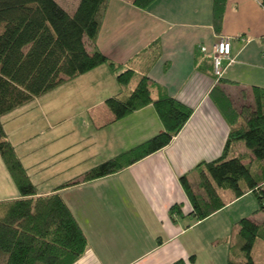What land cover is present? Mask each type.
<instances>
[{
	"label": "crops",
	"instance_id": "obj_1",
	"mask_svg": "<svg viewBox=\"0 0 264 264\" xmlns=\"http://www.w3.org/2000/svg\"><path fill=\"white\" fill-rule=\"evenodd\" d=\"M212 6L213 0H152L141 9L130 0L107 1L94 46L113 62L115 70L104 63L70 81L74 97L85 90L96 93L93 105L97 108L91 105L86 110L90 121L96 122L93 133L106 141V151L116 149L110 153L115 155L163 130L151 103L118 120H113L103 104L108 96H127L140 76L151 81L152 98L163 90L192 113L163 148L115 173L63 185L80 179V171L39 189L35 182L37 194L60 191L86 235L83 254L71 264H169L180 258L196 264L202 252L213 258L200 232L191 231L197 221L188 213L189 202L177 179L184 175L194 187L195 166L218 158L224 146L229 128L210 98L211 88L223 89L235 107L251 104V86L264 88V8L260 0H225L220 31L215 32ZM219 37L229 40L232 62L215 78L210 55ZM127 68L133 74L120 86L114 76ZM236 144L238 152L245 150L242 143ZM57 145L37 162L55 157L59 151L64 154L68 145ZM17 156L26 168L24 158ZM56 164L41 163V167L57 168ZM46 178H50L48 173ZM224 192L223 207L240 198L231 201ZM16 196V185L0 159V200ZM172 204H180L183 217L189 219L185 227L180 218L170 222L167 209ZM222 208L200 221L211 219ZM232 220L231 235L223 239L235 234V217ZM226 253L227 247L221 254L225 259Z\"/></svg>",
	"mask_w": 264,
	"mask_h": 264
},
{
	"label": "trees",
	"instance_id": "obj_2",
	"mask_svg": "<svg viewBox=\"0 0 264 264\" xmlns=\"http://www.w3.org/2000/svg\"><path fill=\"white\" fill-rule=\"evenodd\" d=\"M107 1L78 0L68 11L57 0H0V159L19 192V196L0 200V264H71L87 246L86 235L60 191L36 193L6 136L1 116L85 70L104 63L115 70L113 62L94 46ZM151 1L130 0L141 9ZM224 2L213 0L215 32L220 31ZM260 5L264 8V0ZM132 74L129 68L117 72L115 81L125 86ZM150 82L140 76L127 96L106 97L104 105L113 120H118L151 103L163 130L63 185L98 179L130 166L163 148L182 128L191 108L163 90L152 98ZM210 98L229 129L219 157L195 166L194 187L184 175L177 179L189 202L188 213L195 221L210 216L226 204L222 192L227 190L231 201L252 194L257 203L253 213H264V88L251 86V104L240 107L218 86L211 88ZM236 143H242L245 150L238 152ZM253 161L260 165L256 175L251 171ZM180 207L169 206L170 222L183 217ZM234 226V236L222 240L227 244L224 264H256L251 252L257 242L264 246V220L259 223L245 216L234 221ZM188 257L191 263L193 257ZM169 264L187 263L180 258Z\"/></svg>",
	"mask_w": 264,
	"mask_h": 264
},
{
	"label": "rangeland",
	"instance_id": "obj_3",
	"mask_svg": "<svg viewBox=\"0 0 264 264\" xmlns=\"http://www.w3.org/2000/svg\"><path fill=\"white\" fill-rule=\"evenodd\" d=\"M57 2L68 11H72L78 0H57ZM71 80L73 79L66 80L68 82L64 81L43 94L32 97L31 100L1 116L6 136L16 149L15 152L17 151L19 156L24 158L28 174L34 185L36 182L38 189L49 181L57 182L61 177H69L97 165L113 155L110 153L116 151L115 148L112 152L106 151V141L93 133L92 125L96 122L90 121L86 109L95 103L96 93L85 90L74 97L73 94L76 91L73 89ZM95 90L99 89L95 88ZM91 93L94 94L90 95ZM96 106L98 105H93V108H97ZM75 139L78 141L74 143ZM58 143L68 145L64 154L59 151L55 157L53 155L50 159L37 162ZM51 161H57V168H52V165H49L47 169L41 167V163L46 165ZM65 166L68 168L66 169ZM259 167L260 165L253 161L251 163L252 173L256 175ZM56 171L57 174L54 173ZM47 173L50 178L45 180L43 177L47 176ZM224 193L230 194L228 190ZM256 207V200L252 194L247 193L244 197L228 203L211 219L197 221L191 231L200 232L206 250L213 253V260L202 252L196 264H224L225 256L221 254L227 247L228 239L226 242L221 240L231 235L232 218L235 217L237 220L246 216L261 223L264 220V213L261 211L253 213ZM180 220L183 227L190 223L187 217L180 218ZM187 236H189L188 233L183 237L187 238ZM251 254L256 264H264L263 245L257 242Z\"/></svg>",
	"mask_w": 264,
	"mask_h": 264
},
{
	"label": "built area",
	"instance_id": "obj_4",
	"mask_svg": "<svg viewBox=\"0 0 264 264\" xmlns=\"http://www.w3.org/2000/svg\"><path fill=\"white\" fill-rule=\"evenodd\" d=\"M201 50L204 51L205 47H202ZM210 56L212 75L213 77L218 78L222 73L224 65L232 62V57L230 55V44L227 37H219L217 39Z\"/></svg>",
	"mask_w": 264,
	"mask_h": 264
}]
</instances>
